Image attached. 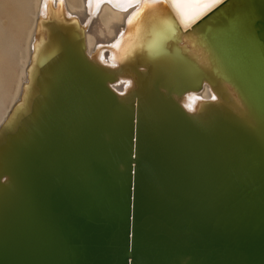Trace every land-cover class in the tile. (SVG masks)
I'll return each instance as SVG.
<instances>
[{
  "label": "water",
  "instance_id": "95a60500",
  "mask_svg": "<svg viewBox=\"0 0 264 264\" xmlns=\"http://www.w3.org/2000/svg\"><path fill=\"white\" fill-rule=\"evenodd\" d=\"M87 2L82 23L47 0L0 126V264H264V0L187 32L158 0L116 67L96 55L117 40L90 55L84 33L127 0Z\"/></svg>",
  "mask_w": 264,
  "mask_h": 264
},
{
  "label": "bare ground",
  "instance_id": "6f19581e",
  "mask_svg": "<svg viewBox=\"0 0 264 264\" xmlns=\"http://www.w3.org/2000/svg\"><path fill=\"white\" fill-rule=\"evenodd\" d=\"M27 1L28 2L25 11L28 12L29 18L26 24L24 22V25H21L23 26L24 29L23 31L25 33V38H24V52L20 66L19 78L13 90V93L10 94L9 97H7L8 98L7 101H5L4 99L3 102L4 106L1 112L2 115L0 114L1 115L0 126L6 120L13 106L16 104V102L19 100L21 96L23 85L27 80V68L30 63L32 48L34 47L36 42L35 32L38 25V21L40 19L46 18V10L44 8V5L41 8L42 0H27ZM65 1L68 6V11L74 16H76L82 23H85V21L89 18L87 0H65ZM164 1L170 8L174 18L182 28L183 32H187L188 30L191 29V27L194 24L199 22L202 18H204L207 14H209L212 10H214L217 6H219L221 3H223L226 0H164ZM134 10L135 9L125 12L124 10L111 8L108 5L103 6L102 9H100L98 16L91 21V23L87 26L84 33L85 44L88 54L90 55L94 54L99 44L100 45L110 44L113 43L115 40H117V42H115L117 46L116 47L111 46V50L109 54L110 58H108L107 56L108 52H105L104 50L99 51L98 54L96 55L98 61H100L101 63L108 65L110 67H116L130 53H134V51L137 50L139 45L142 44L143 41L142 35L144 34L143 33V34H139L138 36L135 35L131 37H127L124 35V30L126 29V24H128L129 18L132 17L133 14L138 11V10L136 11ZM54 24H58V23H54ZM63 25L67 26L65 24H61V26ZM75 26L77 27L78 25ZM96 26L97 28L99 26L97 30L98 35H94L96 34L95 33ZM148 28L147 29L145 28L144 31L145 34H147V36L150 37L151 35H149L150 31ZM0 36L2 35L0 34ZM167 39H168V35L166 37V40ZM5 43L6 42H4V44ZM164 43L168 45L167 41H165ZM182 43H186L189 46L188 40L183 39ZM6 44L8 45V43ZM0 53L2 52L0 51ZM2 57L3 56L0 55V62L3 59ZM204 59L206 58L204 57ZM130 85H131L130 81L119 82L116 86H114V88L119 93H124L129 88ZM209 94H211L210 89L206 87L205 90L198 96L200 99L204 100L209 98ZM214 98L215 97H212V99ZM184 104H185L184 107L186 109L193 110L196 104V97L194 95H191V97H185Z\"/></svg>",
  "mask_w": 264,
  "mask_h": 264
},
{
  "label": "rangeland",
  "instance_id": "374dc122",
  "mask_svg": "<svg viewBox=\"0 0 264 264\" xmlns=\"http://www.w3.org/2000/svg\"><path fill=\"white\" fill-rule=\"evenodd\" d=\"M27 2V0H0V34L2 35L0 36V51L2 52L0 55L3 56L0 62V114L4 106V99L7 101V97L13 93L19 78L25 38L24 29L21 25H24V22L26 24L29 18L28 12L25 11ZM98 28L96 26V34L94 35H98ZM3 41L8 45L5 43L6 46Z\"/></svg>",
  "mask_w": 264,
  "mask_h": 264
},
{
  "label": "snow or ice",
  "instance_id": "6c2138e0",
  "mask_svg": "<svg viewBox=\"0 0 264 264\" xmlns=\"http://www.w3.org/2000/svg\"><path fill=\"white\" fill-rule=\"evenodd\" d=\"M60 2L62 3L63 0H60ZM158 2V0H127L126 5L124 6V10H126L127 7H131L133 6V4L137 5L139 10L133 14L132 17L129 18L128 23L131 24L132 20L135 19L136 16L140 15V11H142L144 8L150 7L152 4ZM90 6H91V0H89ZM44 7L47 8L48 7V3L47 0L44 4ZM113 47H116L117 45L114 44L112 45Z\"/></svg>",
  "mask_w": 264,
  "mask_h": 264
}]
</instances>
